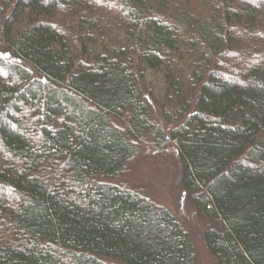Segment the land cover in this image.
Here are the masks:
<instances>
[{
	"label": "trees",
	"instance_id": "trees-1",
	"mask_svg": "<svg viewBox=\"0 0 264 264\" xmlns=\"http://www.w3.org/2000/svg\"><path fill=\"white\" fill-rule=\"evenodd\" d=\"M172 152L212 256L264 264V0H0V264H197L123 181Z\"/></svg>",
	"mask_w": 264,
	"mask_h": 264
},
{
	"label": "rangeland",
	"instance_id": "rangeland-1",
	"mask_svg": "<svg viewBox=\"0 0 264 264\" xmlns=\"http://www.w3.org/2000/svg\"><path fill=\"white\" fill-rule=\"evenodd\" d=\"M151 77L153 82H158L157 77ZM123 181L143 191L149 199L173 210L194 241L197 264H219L206 246V222L190 206L181 182L180 165L173 152L161 161L149 159L139 162Z\"/></svg>",
	"mask_w": 264,
	"mask_h": 264
}]
</instances>
